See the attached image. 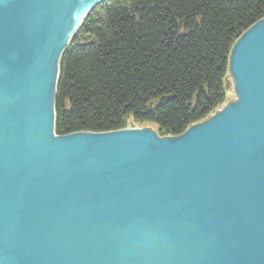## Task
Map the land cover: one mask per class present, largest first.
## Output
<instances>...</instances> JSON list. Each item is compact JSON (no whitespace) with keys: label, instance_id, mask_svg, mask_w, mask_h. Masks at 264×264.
<instances>
[{"label":"water","instance_id":"95a60500","mask_svg":"<svg viewBox=\"0 0 264 264\" xmlns=\"http://www.w3.org/2000/svg\"><path fill=\"white\" fill-rule=\"evenodd\" d=\"M103 1L0 0V264H264V17L235 100L180 135L57 136L59 58Z\"/></svg>","mask_w":264,"mask_h":264},{"label":"trees","instance_id":"16d2710c","mask_svg":"<svg viewBox=\"0 0 264 264\" xmlns=\"http://www.w3.org/2000/svg\"><path fill=\"white\" fill-rule=\"evenodd\" d=\"M263 17L264 0H104L59 58L54 134L180 135L224 103L231 47Z\"/></svg>","mask_w":264,"mask_h":264},{"label":"rangeland","instance_id":"374dc122","mask_svg":"<svg viewBox=\"0 0 264 264\" xmlns=\"http://www.w3.org/2000/svg\"><path fill=\"white\" fill-rule=\"evenodd\" d=\"M234 100H235V94L230 87L229 90H226V98H225V101L222 105L229 104L231 101H234ZM128 128H143V129H149L150 128V129L154 130L155 126L153 124H149V123L140 124V123H135L132 120H129Z\"/></svg>","mask_w":264,"mask_h":264}]
</instances>
